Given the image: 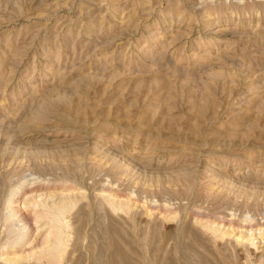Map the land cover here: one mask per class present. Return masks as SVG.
<instances>
[{"label": "rangeland", "instance_id": "1", "mask_svg": "<svg viewBox=\"0 0 264 264\" xmlns=\"http://www.w3.org/2000/svg\"><path fill=\"white\" fill-rule=\"evenodd\" d=\"M0 264H264V0H0Z\"/></svg>", "mask_w": 264, "mask_h": 264}]
</instances>
